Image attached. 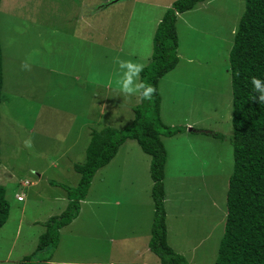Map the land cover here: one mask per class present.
Here are the masks:
<instances>
[{"label":"rangeland","instance_id":"1","mask_svg":"<svg viewBox=\"0 0 264 264\" xmlns=\"http://www.w3.org/2000/svg\"><path fill=\"white\" fill-rule=\"evenodd\" d=\"M112 1L0 0V186L8 203L0 228V264H22L34 251L43 222L65 208V192L51 183L76 186L79 176L71 165L83 163L90 131L122 129L140 102L121 93V73L113 58L146 66L159 11L153 5L174 0ZM99 5L107 9L97 11ZM242 12L243 0H204L182 14L176 27L178 64L168 76L170 84L161 80L158 88L164 123L183 127L187 119L196 130L222 136L191 134L186 127L182 136L162 139L168 154L166 241L190 264H213L222 235L224 193L232 171L227 55ZM184 82L193 86L189 99L179 86ZM29 138L31 148L24 143ZM112 161L95 172L81 216L59 230L56 248L83 249L90 240L92 255L103 258L101 250L110 249L109 258L128 261L142 247L141 240L148 239L150 223L139 222L141 213L130 206L134 191L125 196L135 181V200L145 204L140 209L149 211L151 222L149 157L126 140ZM132 164L139 172L123 186L119 179L126 165L129 172L134 169ZM24 181L29 185L21 187ZM15 193L22 202L13 199ZM116 200V207L109 205ZM100 201L109 204L97 205ZM95 216L112 224L103 222L112 234L97 232ZM31 221L36 222L33 227ZM133 240L138 242L129 244ZM48 252H37L25 264H43ZM76 254V260L86 256Z\"/></svg>","mask_w":264,"mask_h":264},{"label":"trees","instance_id":"2","mask_svg":"<svg viewBox=\"0 0 264 264\" xmlns=\"http://www.w3.org/2000/svg\"><path fill=\"white\" fill-rule=\"evenodd\" d=\"M204 0H174L164 11L151 39V55L141 80L156 88L152 100L141 101L131 109L133 118L120 130L104 127L91 130L82 164H73L79 178L74 188L52 182L65 192L67 203L57 216L43 222L44 231L37 238L34 251L25 257V264L37 252L50 249L48 261L58 243V232L78 214L95 172L114 157L117 149L132 140L149 157L152 217L147 241L148 251L159 264H186L184 258L167 245L163 176L166 151L160 137L183 133L185 127L165 126L159 118L160 97L157 82L171 71L178 57L175 21L178 15L192 10ZM230 77V137L232 171L225 191V215L213 264H264V104L253 101L251 77L264 80V0H243V12L232 34L227 55ZM2 85L0 53V91ZM221 139L217 133L193 130ZM8 215V203L0 186V228Z\"/></svg>","mask_w":264,"mask_h":264},{"label":"crops","instance_id":"3","mask_svg":"<svg viewBox=\"0 0 264 264\" xmlns=\"http://www.w3.org/2000/svg\"><path fill=\"white\" fill-rule=\"evenodd\" d=\"M121 1V0H120ZM117 2H119V1H117ZM117 2H112V4L113 3H117ZM111 4H107V6H110ZM170 4H168V5H162L161 7H158L157 5H153V6H155V8H157V10H158V8H159V11H161V12H159L158 11V14H157V16H156V19H153V22H152V28H153V32H154V29H155V27H156V25H157V23L159 22V20H160V18H161V16H162V14L164 13V11H165V9L169 6ZM107 6L105 5V6H103V5H99L97 8H96V10L98 11V10H105V9H107ZM149 6H151L150 4H149ZM148 6V7H149ZM196 7V6H195ZM194 7V8H195ZM156 10V11H157ZM191 11V10H190ZM190 11H188V12H190ZM188 12H185V13H183V14H186V13H188ZM129 14H131V13H129ZM182 15V14H181ZM181 15H178L177 16V18H176V21H175V30H176V27H177V22H178V20H179V17L181 16ZM188 29H190L189 28V26H188ZM153 35V34H152ZM177 35V34H176ZM178 36V35H177ZM151 39H152V37H151ZM179 39V36H178V38H177V40ZM178 46H179V43H178ZM178 46H177V49H176V54H177V50H178ZM178 59H179V57H178ZM187 61H191L190 60V58H188L187 59ZM177 64H178V61H177V63H176V65H175V67L177 66ZM175 67L171 70V71H169L168 73H166L164 76H163V78L161 77L159 80H158V82H157V91H158V94H159V97H160V101H159V118H160V120L162 121V123L165 125V126H174V125H177L176 124V122L175 123H172V122H170V121H167L166 123H164L163 122V120H162V118H161V104H162V96H161V93L159 92V84H160V81L161 80H164V81H162V82H164V84H166V83H168V84H170V82H169V80H168V76H169V74H171V72L175 69ZM227 71H229L228 69H227ZM164 78H166V79H164ZM230 78V77H229ZM230 84V83H229ZM179 86L180 87H182V89H184V90H187L186 92H184L183 94H188V99H189V96H190V94H192V91H193V86L191 85V84H189V83H187V82H184V83H180L179 84ZM189 103V102H188ZM108 112H110L111 113V109L110 108H108ZM106 121L107 120H105V123H106ZM183 124V127H188V133H191L190 131H191V129H195L196 130V128H194L193 127V123L192 122H190L189 120H183V122H182ZM197 130H205V129H203V128H197ZM184 133V132H183ZM191 134H196V133H191ZM176 136H182V134H177V135H174V136H172L171 138H173V137H176ZM163 138H165V137H160V140H161V142H162V139ZM170 138V137H169ZM180 138H183V137H180ZM88 143V142H87ZM162 145H163V147H164V149H165V151H166V147H165V145H164V143L162 142ZM84 151H85V149H84ZM116 157V154L114 155V157L110 160V162L107 164V165H105L104 166V169L105 168H108L107 166H109V164H111V162H113L112 160L114 159ZM167 160H168V154L166 153V161H165V165H164V176H163V180H162V184H163V191H164V200H163V206H164V204H165V196H166V194H165V188H166V181H165V166H166V164H167ZM74 164V163H73ZM132 166L134 167V169H132L130 172H129V166H127L126 165V170L124 171V173H123V178H120L119 179V182H121V184H123V186L125 185V183H126V180L130 177V178H133L134 179V177H136V173L137 172H139V171H137V169H139L137 166H134L133 164H132ZM148 166H149V163H148ZM71 168H72V165H71ZM149 176V175H148ZM178 179H175L174 181H175V184L177 185L178 183H180V181H177ZM134 183H135V181H132V187L127 191V194H126V196L125 197H129L130 196V194L129 193H133L132 191H134V199L132 198V200H131V203H130V206H131V209H133L134 208V211H135V208L137 209L136 211H139L141 214L142 213H145L143 210H141L140 208H142L145 204L144 203H142V202H140V203H138L136 200H135V197H138L137 195H136V193H137V190H135V186H134ZM21 184L22 183H20V186H21ZM28 185H29V183H28ZM27 185V186H28ZM24 187H26V186H24ZM150 187H151V181H150V183H149V186H148V189H149V192H150ZM17 195H21V194H18V193H15L14 194V200H15V196H17ZM224 198H225V193H224ZM16 201V200H15ZM23 201V198H22V200L21 201H19V202H22ZM16 202H18V201H16ZM116 203H119L118 202V200H116V202L115 203H111V204H109V203H107V202H103V201H100V203H95V204H97V205H101V206H105V205H112V206H114V207H116ZM84 204H85V202H83V201H81L80 202V206H79V211L78 212H80V210H81V207L82 206H84ZM128 204V203H127ZM23 210V208L21 209V211ZM165 212V211H164ZM21 214H22V212H21ZM137 214V217L136 218H138L139 219V222H141V220H145L146 221V224H148L149 225V223H151L150 221H149V219L146 217L147 215H149V211L147 210L146 211V213L145 214ZM78 215V214H77ZM225 215V214H224ZM81 215H79V217H80ZM151 216H152V208H151ZM20 218L22 217V216H19ZM77 217V216H76ZM74 218L72 221H74V220H76L77 218H79V217H77V218ZM19 218V219H20ZM48 219V218H47ZM90 219H91V217L89 218V220H88V222L87 223H90ZM71 221V222H72ZM165 221H166V216H165ZM70 222V223H71ZM103 222H105V223H109L110 224V222H108V221H104L103 220V218H98L97 216H95V226H96V230H97V232L98 231H100V233L102 234V232L104 233V232H107V235L111 232V230H110V225H112V224H110L109 226L108 225H105ZM35 221H31V222H28V224H31V226L33 227V225H35ZM69 223V224H70ZM67 226V225H66ZM108 226V227H107ZM2 228V227H1ZM20 228V224H19V222H17L16 223V231L18 232V229ZM113 228V227H112ZM166 228V227H165ZM149 229H150V225H149ZM103 230H105V231H103ZM43 233V231L40 233V234H42ZM39 234V235H40ZM111 234H112V232H111ZM110 234V235H111ZM148 234H149V230H148ZM38 235V236H39ZM97 235H99V233L97 234ZM59 237V236H58ZM107 237V236H106ZM132 237H134V236H132ZM135 238V237H134ZM148 238H149V236H148ZM167 238V237H166ZM58 240H59V238H58ZM135 240H133V241H131V243H129V244H134V243H136V242H138V241H135ZM147 241H148V239L146 240V239H144V240H141V243H142V247L137 251V253L133 256V254H132V257L128 260V261H123V260H114V259H112V258H109V256H108V254H109V251H111L110 249H104V250H101V251H104V253H105V256L102 258V257H100V256H98V254H95V255H92V253H94V247H93V243L89 240V242H87L86 243V245L85 246H87V248L88 249H90L89 251H87V249H85V246H84V248L82 249V248H77L78 250H76V249H67V248H60V249H58V248H56L55 247V249L53 250V252L51 253V255H50V257L48 258V261H45V262H43V261H41V262H43V264H159L158 263V261H157V259L148 251V249H147ZM167 242V241H166ZM58 244V243H57ZM36 246V245H35ZM170 248L173 250V252L174 253H176V254H178V255H180V256H182L184 259H185V262H186V264H190L189 262H187L186 261V258L184 257V254L182 253V252H179V251H177V250H175L174 248H172L171 246H170ZM87 251V253L85 252V250ZM77 251V253H78V251H81L82 253H85L86 254V256H85V258H83V259H81L80 257H79V260H76V258H77V256H78V254H76L75 255V252ZM100 251V252H101ZM99 252V253H100ZM97 255V256H96ZM75 256H76V258H75ZM134 257V258H133Z\"/></svg>","mask_w":264,"mask_h":264},{"label":"clouds","instance_id":"4","mask_svg":"<svg viewBox=\"0 0 264 264\" xmlns=\"http://www.w3.org/2000/svg\"><path fill=\"white\" fill-rule=\"evenodd\" d=\"M113 63L118 66V70L121 73L118 84L123 96L129 98L138 97L141 101L150 102L156 94V88L141 80L140 74L144 70V65L132 60H122L118 56L113 58ZM250 83L254 93L253 101L264 104V80L253 76ZM24 143L26 147H32L31 138Z\"/></svg>","mask_w":264,"mask_h":264},{"label":"built area","instance_id":"5","mask_svg":"<svg viewBox=\"0 0 264 264\" xmlns=\"http://www.w3.org/2000/svg\"><path fill=\"white\" fill-rule=\"evenodd\" d=\"M27 185H28V183L26 181H24V182H22L21 187H24V186H27ZM15 200L18 201V202L21 201L22 200V195L15 196Z\"/></svg>","mask_w":264,"mask_h":264},{"label":"water","instance_id":"6","mask_svg":"<svg viewBox=\"0 0 264 264\" xmlns=\"http://www.w3.org/2000/svg\"><path fill=\"white\" fill-rule=\"evenodd\" d=\"M117 1H120V0H114V1H112V2H117Z\"/></svg>","mask_w":264,"mask_h":264}]
</instances>
